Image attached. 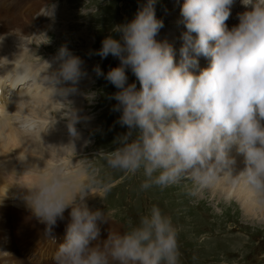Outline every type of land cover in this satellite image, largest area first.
<instances>
[{"label": "clouds", "instance_id": "clouds-1", "mask_svg": "<svg viewBox=\"0 0 264 264\" xmlns=\"http://www.w3.org/2000/svg\"><path fill=\"white\" fill-rule=\"evenodd\" d=\"M233 2L184 0L181 15L187 31L182 34L179 64L172 46L155 39L163 27L155 14L156 0H147L133 20L116 27L119 39L109 36L102 41L94 54L117 57L120 65L106 76L98 65L93 71L120 89L111 97L118 102L113 111L121 112L117 122L127 126V133L115 139L114 150L98 151L94 157L100 164L93 158L69 165L45 163L14 177L20 198L45 225L52 242L58 219L71 209L53 264H179L177 229L156 205L123 234L112 230L102 245H92L100 235L98 222L111 219L85 202L89 195L111 191L113 181L104 174L105 167L124 176L142 171L141 190L188 181L190 197L223 182L241 189L253 206L264 208V0H241L250 10L238 14V25L229 28ZM201 55L209 66L196 74L191 69L198 67ZM45 63L46 68L34 71L23 62L14 79L40 84L52 102L65 105L61 118L67 120L70 136L79 138L75 125L81 118L70 102L53 97L66 100L77 92L76 85L86 75L83 61L61 46L52 63ZM53 63L58 67L52 69ZM127 68L139 81V90L135 83L127 84ZM56 123L55 118L46 131ZM17 127L25 137L40 131L31 119H21ZM233 148L245 165L235 174ZM28 174L36 179L22 182Z\"/></svg>", "mask_w": 264, "mask_h": 264}, {"label": "rangeland", "instance_id": "rangeland-1", "mask_svg": "<svg viewBox=\"0 0 264 264\" xmlns=\"http://www.w3.org/2000/svg\"><path fill=\"white\" fill-rule=\"evenodd\" d=\"M34 2H38L42 9L35 17L47 18L44 21H47L48 32L43 33L45 30L37 29L39 24L34 22V16L25 10L28 8L20 7L18 9H21V12L26 11L28 14L25 15L17 14V12H15L16 14H7L5 10V14L1 13L0 15H15L20 23H26L29 29L34 28L32 29L33 34H30L31 37L24 39L26 47L34 49L32 62L35 65L33 66H44L45 62L52 63L53 57L56 56L61 46H67L73 55L81 58L82 68L86 75L76 85L77 92L74 93L76 105L70 103L72 106L70 107L77 112L83 110L86 113L84 114L86 118H89L91 127L86 131L85 127L79 125L81 122L75 125L77 132L84 137L86 144L82 145L83 149L80 153L74 152V154L78 163L82 159L93 158L95 163L100 164L101 162L94 156L101 149L114 150L117 147L114 143L115 139L119 135L127 133L128 128L117 122L121 112L113 111L118 102L111 97L120 89L107 81L104 76L98 77L93 71L94 67L98 65L106 76L111 68L120 65V60L112 55L101 58L94 53L101 49L102 41L106 37L111 36L119 39L121 33L115 31L116 27L133 20L147 0H34ZM170 3V0H156L154 5L157 19L163 21V27L159 31L166 29L169 25V18L179 13L170 7ZM1 6L4 9L3 5ZM235 7H239V2L236 0L231 9H235ZM44 12L52 13L54 17H47ZM2 19L4 18L2 17ZM228 22L227 20L226 24ZM6 30L1 29L2 32ZM18 31L19 29L16 28L14 33H18ZM26 35L29 33L26 32ZM155 39L162 42V36L159 33ZM52 67L55 69L58 65L53 63ZM125 71L128 78L127 84L135 83L139 90V81L131 69L127 68ZM5 88L9 92L10 84L6 83ZM54 116L57 121H60L61 113H54ZM63 125H67V122L61 121L60 128ZM56 130H59V123ZM13 153H15L14 150ZM73 161L75 162V159ZM103 172L110 175L113 181L111 191L98 201L95 198L100 193L89 195L85 202L95 200L90 209L106 211L110 214L111 219L102 222V232L99 235L101 239L93 241V246L102 245L112 230L123 234L124 230L135 226L139 222V218L147 214L152 205H156L164 215L171 218L177 229L181 254L179 264H264V218L250 219V217H246L243 208L236 200L213 199L212 196L203 192L195 197H190L185 190V185H190L188 181L163 189L154 186L147 190H141V183L145 179L142 171L136 175L124 176L121 172L105 167ZM0 184H2L1 177ZM6 186L11 187L13 183L3 184L1 189ZM2 210L3 208L0 207V212ZM70 211V208L65 210L64 219H58L53 230L66 227L70 221ZM14 213L17 211L9 214L11 218L15 217ZM32 217L35 222L40 223L33 215ZM35 228L30 226L25 229L24 225L20 227L23 242L15 244L18 251L22 250L27 255L29 250L37 252L38 249H41L40 245L48 248L47 243L43 244L48 239L44 232L45 225L43 226L44 231ZM29 229L35 230L29 232L27 231ZM54 237L57 240L52 242L49 239L51 244L62 239L59 236ZM34 238H36L35 242H33ZM31 245L34 247L29 249ZM56 248H51V253ZM36 252L29 253L28 257L35 259ZM51 253L49 256L47 255L46 259H40L41 264H53L50 262L52 261ZM41 254L42 252L39 250L38 255ZM37 263L40 264L38 261L30 262V264Z\"/></svg>", "mask_w": 264, "mask_h": 264}, {"label": "bare ground", "instance_id": "bare-ground-1", "mask_svg": "<svg viewBox=\"0 0 264 264\" xmlns=\"http://www.w3.org/2000/svg\"><path fill=\"white\" fill-rule=\"evenodd\" d=\"M3 1L5 2L3 7L7 14H11L12 9L15 13L20 7H23V0ZM26 1L28 0H24V2ZM170 1V7L179 13L172 15L170 18L168 17V27L158 33L162 36V42H167L172 46L175 63L179 64L181 59L180 48L183 44L182 34L187 31L181 15V7L184 0ZM236 1L239 2V7L231 9V15L227 23L229 28L238 25V14L250 10V6L245 8L241 0ZM234 3L235 0L233 5ZM25 10L29 11L28 9ZM5 11L0 5V14H5ZM236 13L237 15L235 16ZM50 14L44 12V15H48L47 17H54L52 13ZM2 17L4 19H2ZM21 23L15 15H0V136L3 137V139L0 140V177L2 178V184H0V207L3 208L0 212V264L33 263L22 250L18 251L15 246L16 243L23 242L21 240L20 227L24 225V228L28 229L30 226H34L36 227L35 229L38 228L39 231H44V224L34 221L32 214H30V210L20 198V190L15 185L16 180L14 177L21 175L32 165H38L40 168H43L45 163L47 165H53L58 162L65 165H69L72 162L76 163L78 159L75 157L74 152L76 154L80 153L84 144H86L82 135H79V138L76 139L72 138L68 132L67 125H63V127L60 128L61 121L63 123L67 122L66 119L60 118V121H57L54 126L46 131L52 121L51 119L56 117L54 113H62V108L66 106L52 102L49 98V91L43 89L40 84L31 82L22 84L18 79H14L16 69H18L23 62L35 65L32 62V51L34 49H29V47H26V44H24L26 41L24 40L26 39L25 37L30 38V34H33L32 29L34 28L29 29L26 23ZM16 28L19 29L18 33H16L17 31L14 33ZM1 29L7 30L2 32ZM26 32H28L29 35H26ZM192 35L195 36L196 34L193 33ZM197 60L198 67L191 70L199 74L201 69L209 66V59L201 55L197 57ZM46 67L47 65L45 64L44 66H33V69L34 71H40ZM52 69L54 68L52 67ZM52 69H50V71ZM6 83L10 84L9 92L7 88H5ZM53 100L70 102L72 105H76L74 94H70L66 100L58 96L53 97ZM77 114L81 118V124L79 125L85 127V130L88 131V128L90 129L91 126L88 119H85L86 116L84 114L86 113L82 110L78 111ZM21 119L36 121L40 127V131L34 133L30 137H25L17 127V123ZM58 123L59 130L57 131L56 126ZM70 143L73 144V146L70 145L66 148H61ZM13 150L15 153H13ZM230 155L236 159L234 174L243 170L245 167L243 156L237 154L235 148L232 149ZM20 159L25 160L21 161ZM74 159L75 162L73 161ZM34 179H36V177L31 174L24 175L20 178L24 183H31ZM10 183H13V186H6L1 189V185H8ZM202 192L212 196L213 199L217 198L219 200L222 198L223 200H236L243 208V213L246 214V217H250V219H255V217L258 219L264 218V208H257L250 204L246 193L241 189H232L225 183L220 182L215 187L205 189ZM10 211H17V213H14L15 217H10ZM257 222L259 221L257 220ZM35 229H29L27 231L33 232ZM41 234L43 235V233ZM47 238V240L50 239L49 237ZM35 241L36 238L33 239V242ZM43 244H46V240ZM33 247L34 246L31 245L29 249Z\"/></svg>", "mask_w": 264, "mask_h": 264}]
</instances>
